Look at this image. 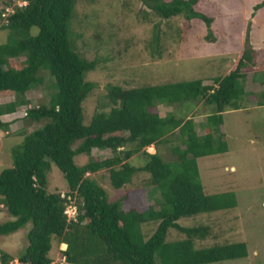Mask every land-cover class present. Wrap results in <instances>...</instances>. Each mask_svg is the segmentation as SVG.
<instances>
[{"label":"trees","instance_id":"16d2710c","mask_svg":"<svg viewBox=\"0 0 264 264\" xmlns=\"http://www.w3.org/2000/svg\"><path fill=\"white\" fill-rule=\"evenodd\" d=\"M14 1L6 5L12 10L6 16L0 10V32L4 31L0 100L13 96L0 102V130H7L13 122L42 123L9 149L10 165L0 169V204L12 217L0 222V234L29 225L22 251L17 256L0 251V263L49 264L53 239L65 243L62 264H204L246 257L244 241L196 245L195 240L203 239L210 227L181 225L177 220L236 205L232 191L208 194L203 190L197 159L226 151L221 113L239 108V100H251L252 93L243 85L246 80L256 81L255 71L247 73L251 63L248 48L240 51L223 76L210 78L211 83L200 78L136 87L109 83L103 94L105 102L99 104L101 110H95L84 124L81 103L95 86L84 74L98 60H88L73 48L68 22L75 0ZM140 1L164 19L178 14L185 19L199 18L208 28L205 38L211 39L212 18L192 7L198 0ZM261 7L264 0L253 9ZM32 27H36L34 34ZM156 29L152 25V44L158 39ZM20 57L22 61H18ZM39 70L52 77L55 91L47 103L31 106L26 92L43 82ZM257 83L264 94V75ZM186 101H201L208 107L202 122L194 121L195 115L187 112L176 115L170 111L161 116L154 109L163 103ZM16 112L19 116L9 117ZM171 135L183 146L172 148V161L144 150L147 145L167 142ZM76 139L80 142L73 148ZM94 148L108 155L95 158ZM81 154L87 159L76 164L74 157ZM137 159L138 163H131ZM51 163L65 179L66 193L79 200L76 222H66L63 199L46 188ZM102 169L115 188L130 182L136 172L147 173L148 184L157 188L159 198L153 200L152 190L148 194L142 189L136 191V203L129 194L109 201L105 190L87 175ZM145 225H153L149 234ZM169 229L182 236L167 239ZM13 259L16 263H10Z\"/></svg>","mask_w":264,"mask_h":264},{"label":"rangeland","instance_id":"374dc122","mask_svg":"<svg viewBox=\"0 0 264 264\" xmlns=\"http://www.w3.org/2000/svg\"><path fill=\"white\" fill-rule=\"evenodd\" d=\"M13 1L0 0V10L4 11L8 2ZM260 1L198 0L192 7L212 18L209 26L211 39L205 38L208 28L199 18L185 19L178 14L164 19L140 0H75L68 22L74 50L88 60H98L97 65L84 74L86 80L95 83L81 103L84 124L88 123L95 110H101L99 104L105 102L103 94L109 83L136 87L196 78L208 82L214 76H223L234 65L240 51L248 48L251 63L247 66V73L255 71L256 81L246 80L243 85L252 93L251 100H239L242 102L239 108L221 113L226 151L197 159L203 190L208 194L232 191L236 205L177 220L181 225L206 224L210 227L203 239L195 240L196 245L241 240L247 244V256L204 264H264V94L260 93L262 86L257 83L264 75V7L253 9L254 4ZM143 12H146V17H143ZM154 24L158 29V39L152 44ZM35 32L36 27H32L31 34ZM0 35V41H3V30ZM154 48L155 53L152 54ZM22 60L23 57L18 58V61ZM38 73L43 82L26 92L31 106L47 103L55 91L52 77L44 70ZM6 99L12 100L13 96ZM207 108L201 101H186L178 105L163 103L154 107L161 116L170 111L176 115L187 112L188 116L196 115L195 121L198 122H202ZM13 116L17 117L19 113L9 117ZM41 123L18 122L21 127H35ZM21 139L22 136H8L3 140L0 169L10 165L9 149ZM79 142L80 139L74 140L71 147H76ZM174 146L183 147L178 137L171 135L167 142L147 145L144 150L148 153L156 151L164 160L172 161L175 158L171 151ZM91 153L95 158L104 155L103 151L95 148ZM86 159L82 154L74 157L76 164H82ZM138 159L131 163H138ZM87 175L105 190L109 201L129 194L133 195L136 203V191L142 189L148 194L152 190L153 200L159 198L157 188L148 184L145 172L134 173L130 182L119 188L110 184L104 169ZM46 188L49 192L67 191L66 181L53 163L46 172ZM11 218L4 208L0 209V222ZM28 227L26 224L12 233L0 234V251L17 256L26 245ZM152 227H143L146 234ZM180 236L172 229L167 233V239ZM59 244L53 239L48 252L53 264L64 259Z\"/></svg>","mask_w":264,"mask_h":264},{"label":"built area","instance_id":"2783aa9c","mask_svg":"<svg viewBox=\"0 0 264 264\" xmlns=\"http://www.w3.org/2000/svg\"><path fill=\"white\" fill-rule=\"evenodd\" d=\"M24 4L23 1L17 2V5ZM9 12H12L10 7H5L4 11L1 13V16H6ZM24 113L23 109L21 110ZM59 196L63 199V214L65 216L66 222H76L77 218V202L74 194H69L66 192H59ZM2 208V204H0ZM63 256V255H62ZM64 258V257H63ZM64 263V259L59 262V264ZM1 264V263H0ZM53 264V263H49Z\"/></svg>","mask_w":264,"mask_h":264},{"label":"crops","instance_id":"0c3cea01","mask_svg":"<svg viewBox=\"0 0 264 264\" xmlns=\"http://www.w3.org/2000/svg\"><path fill=\"white\" fill-rule=\"evenodd\" d=\"M203 81H206V80H203ZM7 97H3L0 102H6L8 101L6 99ZM7 115L5 116V118L7 119ZM196 115L194 116V121L196 120L195 119ZM19 126L17 122H13L11 125H9L8 129L7 130H0V154H2V150H3V146H4V141L5 139L8 138V136H11V137H14V136H22L23 134L29 132L30 130H32L34 127H17ZM4 138V139H3ZM104 155H102V158L103 157H106L108 155V153H103ZM59 250L60 249H63L65 247V243L63 242H59ZM52 246V245H51ZM63 246V247H62Z\"/></svg>","mask_w":264,"mask_h":264},{"label":"clouds","instance_id":"9594fccd","mask_svg":"<svg viewBox=\"0 0 264 264\" xmlns=\"http://www.w3.org/2000/svg\"><path fill=\"white\" fill-rule=\"evenodd\" d=\"M0 209H1V208H0ZM64 249H65V247H64L63 249H60V253H61V251L64 250ZM61 254H62V253H61ZM62 255H63V254H62ZM51 262H52V261H51ZM51 262H50V263H51ZM10 263H16V259H13Z\"/></svg>","mask_w":264,"mask_h":264}]
</instances>
